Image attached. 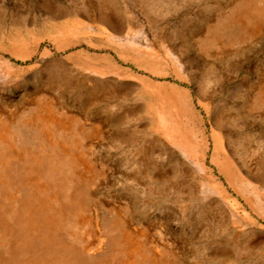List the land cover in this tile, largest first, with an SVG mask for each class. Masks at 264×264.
Instances as JSON below:
<instances>
[{
    "label": "rangeland",
    "instance_id": "1",
    "mask_svg": "<svg viewBox=\"0 0 264 264\" xmlns=\"http://www.w3.org/2000/svg\"><path fill=\"white\" fill-rule=\"evenodd\" d=\"M215 1L0 0V108L12 112L39 99L57 123L75 116L67 133L59 130L58 140L74 146L67 159L79 148L99 168H113L91 186L97 194L88 192L87 212L90 197L125 206L136 224L152 223L149 245L180 247L185 262L264 264V141L258 139L263 153L251 152L264 120L236 121L226 110L224 124L218 121L221 107L237 105V89L256 80L264 37L242 55L225 54L228 62L219 52L203 59L190 33L214 17L199 11ZM244 9L247 21L252 9ZM237 19L238 10H220L219 42L237 37L244 27ZM94 122L101 135L88 129ZM19 130V140L33 139L31 128ZM49 156L60 154L45 152V237L19 228L22 216L30 227L41 217L18 192L21 216L0 220L8 250L0 264H112L107 256L93 261L96 246L82 250L74 240L70 208L80 184L75 177L64 182L70 170L49 172ZM0 199L9 208L3 193Z\"/></svg>",
    "mask_w": 264,
    "mask_h": 264
},
{
    "label": "bare ground",
    "instance_id": "2",
    "mask_svg": "<svg viewBox=\"0 0 264 264\" xmlns=\"http://www.w3.org/2000/svg\"><path fill=\"white\" fill-rule=\"evenodd\" d=\"M147 1L152 2V0ZM220 1H215L212 5L202 6L199 11L200 14L209 15L210 12H213L214 17L206 18L202 29L198 33L190 34L194 36L193 45L196 50L200 51L199 54L203 59L211 58L219 52L224 55V61L228 62V57L225 54L242 55L244 48L252 41H258L264 37V0H232L229 5L222 4ZM244 5L249 11L252 9V15L247 18V21L243 18L246 14ZM222 8L238 10L239 19L237 20L244 26H240L236 31L237 37L230 34L233 38L232 42L227 41L225 45L219 42V37L223 36V32L216 29L219 12ZM228 27L230 25L226 26V28ZM181 33L185 41L189 40L187 28H184ZM220 43V47L217 48ZM204 63L208 64L209 61H204ZM227 66V63H222V67ZM253 77H256V80H253L254 83L248 85L245 83L234 94L233 97L237 103L232 108L234 110L231 111L227 105L221 107L220 114H218L219 122L224 124L226 117L222 114L226 110V114L236 121L247 119L255 122L259 116H262V121L264 120V55L258 58L257 71ZM31 104L32 107H29L30 104L24 102L12 112H3L0 108V197L3 193L2 203L10 205L7 209L0 206V220L8 214L12 217L21 216L18 211L19 207H16L13 202L17 197L16 194L20 192L26 200H31L28 203L23 201V203H27L23 206L29 207V212L31 209L38 212L41 218L40 225L37 223L35 227H30L31 225H28L27 222L28 216H22L19 228L25 232L29 228L28 231L38 232L40 236L45 237V152L47 154L58 153L60 156H49L46 165L49 172L52 173L70 170L73 174L65 173L64 182L68 183L75 177L80 184L74 196L73 207L70 208V216L75 219L73 230L76 237L74 240L80 244L82 250L88 246H96V250L91 253L93 261L107 256L109 263L116 260L112 261V264H192L190 260L186 262L181 260L179 256L180 247L149 245V243L154 242V237L150 233L152 223L146 221L149 224L148 229L136 224L129 217L127 208L119 203L116 204L114 201L105 198L93 199L90 197V209L87 212L89 202L86 196H88V192H92L93 197L97 194V191L91 186L99 178H105L104 174L107 176V171L113 170V168L110 166L104 169L99 168L95 162L84 157L79 148H77L78 152L75 156L68 160L67 156L72 153L71 147L74 148V146L69 147L64 140H58V136L60 129L65 132L69 130V125L75 116L69 114L68 119L60 124V122L57 123L58 119L49 104L39 99L32 101ZM28 114L31 118H26ZM22 127L33 130V139L27 140L24 139L25 137L18 139L19 129ZM258 128L260 135L255 138L256 143L251 152L263 153L258 139L264 141V125H258ZM88 129L94 134L101 135L103 133L101 124L98 122L92 123ZM45 136L47 141H45ZM77 144L79 145V142ZM167 149L169 148L167 147ZM62 156L63 158L59 161L53 160L55 157ZM10 167L11 169L18 168V170L12 171ZM161 172L162 170L158 172V175ZM149 174L147 172L148 176ZM54 175L53 177H55ZM123 176L128 180L137 178L136 173L131 174L130 172H124ZM14 181L16 182L9 184ZM214 186L219 187L217 184ZM141 221L144 222V219ZM10 226H13L12 220ZM154 229L155 227L152 228V230ZM102 236L105 237L104 240H101ZM100 241L105 242L106 247L104 249L98 247ZM7 251L5 242H2L0 238V253L6 254ZM75 255L86 262L83 259V253L77 251Z\"/></svg>",
    "mask_w": 264,
    "mask_h": 264
}]
</instances>
